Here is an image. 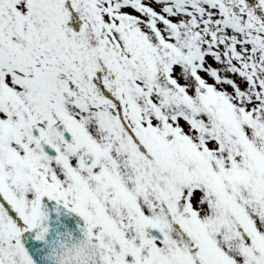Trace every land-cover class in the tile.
I'll return each instance as SVG.
<instances>
[{"label": "snow or ice", "instance_id": "6c2138e0", "mask_svg": "<svg viewBox=\"0 0 264 264\" xmlns=\"http://www.w3.org/2000/svg\"><path fill=\"white\" fill-rule=\"evenodd\" d=\"M0 264H264V0H0Z\"/></svg>", "mask_w": 264, "mask_h": 264}]
</instances>
